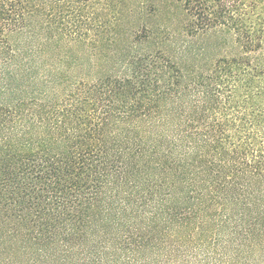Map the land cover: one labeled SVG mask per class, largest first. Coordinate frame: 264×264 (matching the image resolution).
I'll use <instances>...</instances> for the list:
<instances>
[{"label":"trees","instance_id":"obj_1","mask_svg":"<svg viewBox=\"0 0 264 264\" xmlns=\"http://www.w3.org/2000/svg\"><path fill=\"white\" fill-rule=\"evenodd\" d=\"M0 264H264V0H0Z\"/></svg>","mask_w":264,"mask_h":264}]
</instances>
